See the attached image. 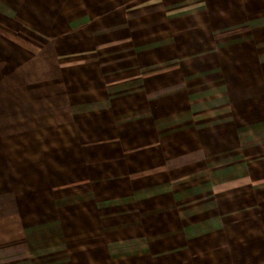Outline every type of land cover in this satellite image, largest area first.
<instances>
[{
	"label": "crops",
	"instance_id": "obj_1",
	"mask_svg": "<svg viewBox=\"0 0 264 264\" xmlns=\"http://www.w3.org/2000/svg\"><path fill=\"white\" fill-rule=\"evenodd\" d=\"M89 115L169 146L193 132L198 181L52 175ZM0 207L20 226L12 264L195 262L200 241L204 264L260 262L264 0H0Z\"/></svg>",
	"mask_w": 264,
	"mask_h": 264
},
{
	"label": "rangeland",
	"instance_id": "obj_2",
	"mask_svg": "<svg viewBox=\"0 0 264 264\" xmlns=\"http://www.w3.org/2000/svg\"><path fill=\"white\" fill-rule=\"evenodd\" d=\"M73 124L75 127L74 147L59 148L57 150L58 163L55 164L56 168L52 170V175L58 171L59 178H62L61 173L63 172L71 176V178L69 177L70 180L80 179L81 174L84 177L88 174V177L93 179H102L106 176L114 177L115 174H120L132 178V182L141 185L159 181L163 176L168 175L169 171H172L171 178H177L174 181L178 182V178H181V182L194 184L198 181V177L196 180L193 174L198 173L206 165L203 162L204 156H207L210 151L208 147H194L193 132L187 133L184 140L185 145L178 147L177 142L179 140L169 141V146L167 141L163 142L159 137L157 138L155 133L150 131L134 132L130 131V128L125 132L117 131L105 116L104 118L98 115L76 117ZM67 143L70 142L67 141ZM170 161L173 165H169ZM40 166L41 169L39 170L43 172V175H47L46 171L50 172L48 165L43 164ZM62 179L58 180L61 183V185H58L59 189L60 186L64 187L67 183H73V181H68L69 179ZM44 183L49 184L50 181L46 180ZM11 198L13 197L11 196ZM25 198L28 201L29 198L34 197ZM1 215L0 212V264L3 263L2 258H5L4 263L16 262L17 260L14 257L22 252L18 250L20 248L18 244L14 245L13 243L18 241L20 226L17 225V221L13 222L12 219L7 224L6 222L2 223ZM215 246L216 244L214 242L210 243V241H207V243L200 241L193 244L190 249L191 253L196 252L202 257L201 260H195V262L189 254L186 255V261L180 257L179 262L176 255H168L174 258L154 261L153 264H184L189 261L192 264L208 263L209 260L206 257L210 258L214 255L215 250L213 248ZM253 253L252 258H245L244 264H264V258L260 259V262L257 261L260 257H257L256 247L253 249ZM7 258L11 259L8 261ZM198 258L200 259V257Z\"/></svg>",
	"mask_w": 264,
	"mask_h": 264
}]
</instances>
